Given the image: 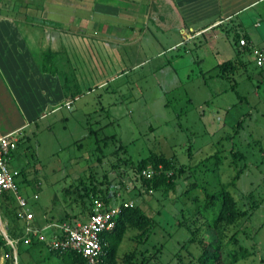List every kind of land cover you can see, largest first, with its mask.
I'll use <instances>...</instances> for the list:
<instances>
[{
    "label": "rangeland",
    "instance_id": "1",
    "mask_svg": "<svg viewBox=\"0 0 264 264\" xmlns=\"http://www.w3.org/2000/svg\"><path fill=\"white\" fill-rule=\"evenodd\" d=\"M158 2L162 11L151 8L148 28L133 42L124 36L107 39L103 24L98 34L68 32L67 52L54 53L45 64L53 69L60 61L59 90L75 98L70 107L47 111L23 128L27 139L11 151L10 167L33 180L18 181V194L43 225L45 240L16 245L8 264H61L49 253L50 229L44 223L52 217L67 221L64 212L73 214L70 223L87 219L89 199L80 202L73 191L66 192L78 181L113 192L103 210L131 201L153 219L145 241L136 242L133 229L124 233L117 256L135 250L132 264H198L200 242L208 238L206 224L218 206L211 195L227 184L239 216L217 228L222 263L264 264V66L256 65L254 55L264 52V1L188 39L174 28L177 22L185 33L199 22H182L169 0ZM0 13L21 11L5 4ZM20 19L16 29L24 31L29 18ZM32 21L33 62L41 67V52L50 44L42 21ZM236 35L250 43L237 45ZM4 49L11 60L9 47ZM226 60L235 62L222 73L216 66ZM32 71L36 67L30 64ZM42 73L40 68L30 93L45 104L58 92L45 85L51 77ZM233 152L242 157L234 159ZM149 155L171 162L173 185L144 189L134 165ZM239 249L250 253L230 262Z\"/></svg>",
    "mask_w": 264,
    "mask_h": 264
},
{
    "label": "crops",
    "instance_id": "2",
    "mask_svg": "<svg viewBox=\"0 0 264 264\" xmlns=\"http://www.w3.org/2000/svg\"><path fill=\"white\" fill-rule=\"evenodd\" d=\"M263 1L169 0L167 3L172 8L175 17L180 18L182 22H199L195 27L188 26V33H185L183 27H180L177 22L174 28L184 36V39H188L199 32L202 34L201 31L205 32L221 25L233 16L252 9ZM5 4H16L18 10L21 11L20 14L0 13V37L3 38L0 39V88H2V90L0 89V136L13 133L15 138L19 134L22 136L23 134L20 132L23 128L29 127L36 118L44 117L47 111L56 110L59 106H65L67 103L70 107L73 102L66 99L59 90L60 83L55 76V72L60 66L59 60L57 68L54 67L53 71H50V67V69L43 70L44 73H42L45 76L50 75L51 79L47 80L45 85L53 93L58 92L57 96L50 103L42 104L38 96L31 95L30 83H36V76L40 77L39 70L41 68L40 65H37L38 61L33 62L34 49L31 46L35 44V42L33 43L35 35L33 33L30 35V28L35 30V24L32 20L42 21L41 32H43L47 46L50 44L49 48L41 52V57L42 53L47 51L61 56L70 47L67 45L66 35L68 32L72 34L77 32H85L90 35L98 34L101 24H103L102 31L107 39L124 36L131 43L133 42L132 37L141 36L148 28L147 22L151 8L158 9L156 10L157 13L162 11V3H159L158 0L156 2L153 0H0V6ZM20 17L29 18V22L24 26V31H17L16 29L17 24H19L18 21H21ZM177 43L174 42L169 47ZM247 43H250L249 39L246 45ZM5 45L9 47V52L12 54L11 60H7L5 57ZM76 48L77 46H74L72 49L76 51ZM41 57L38 58L41 59ZM30 64L34 68L36 67V72L32 71L31 74ZM30 75L33 77L30 78ZM33 91L35 92V90ZM18 100L21 102L20 105L14 103ZM11 168L13 167L11 166ZM33 195L36 196V194ZM29 212L33 217L29 223L32 226H35L33 224H37L39 227L43 226L39 225L37 220V223L33 222L34 213L30 210ZM64 213L67 215V221H62L60 218L55 219V221L68 222L70 219L74 220L71 218L73 214ZM55 221L54 218L48 219L44 224ZM7 222V218L0 215V235L6 243L12 240L7 235ZM23 223L24 220H21L22 229ZM11 248V254L12 252L15 253L16 247L11 246ZM5 256L4 249L0 247V264H5Z\"/></svg>",
    "mask_w": 264,
    "mask_h": 264
},
{
    "label": "trees",
    "instance_id": "3",
    "mask_svg": "<svg viewBox=\"0 0 264 264\" xmlns=\"http://www.w3.org/2000/svg\"><path fill=\"white\" fill-rule=\"evenodd\" d=\"M243 39V44L239 43V40ZM248 38L245 35L235 36V43L239 46H246ZM258 52V51H256ZM262 55L263 60L262 63L258 66H264V52H258ZM54 53L47 51L42 53V70H47V64L50 61ZM234 60H226L222 64L216 66L217 69L222 70L221 72H226L229 68L232 67ZM257 65V64H256ZM52 67V65H51ZM50 71H53L51 69ZM68 100H72L75 97H66ZM35 121V120H34ZM32 121V122H34ZM92 131V128L88 127V133ZM18 135V134H17ZM16 145L19 141L23 139H27L25 135L16 136ZM104 140V138H103ZM233 158L238 159L242 157V154L238 152H233ZM11 157V153H10ZM9 157V159H10ZM151 167L153 169V173L149 178H145L140 175V171L145 167ZM171 162L168 159H165L163 156L158 155H149L146 158L139 159L135 165L134 169L141 184L144 186V189H154L161 185H173L171 181V177H173V173L168 174V171L171 168ZM17 171L15 176V183L17 186L18 193V181L24 183H31L33 180L27 179L26 173L22 171V169L12 168ZM237 173H235L234 178H236ZM83 182L78 181V184L70 190V188L66 189V192L69 193L71 191L74 192L75 197L79 198L82 202L84 197L89 199V205L85 206V212L87 214L92 213L93 205L95 201H100L103 206L107 205V202L112 197L113 192L102 191L101 188H95L94 186L82 185ZM227 184H220L219 189L216 194L211 195L212 198H216L218 201L217 211L213 214L210 223L206 224V232L208 233V238L205 241L200 242V253L196 258V262L198 264H223L221 260V246H220V238L218 236L217 228L222 224H231L236 220L239 216V211L236 206V202L231 195V193L226 189ZM19 195V194H18ZM20 196V195H19ZM250 197V196H247ZM252 199V198H251ZM101 205V209L103 208ZM255 203L252 205L249 204L248 208H252ZM84 207V205H83ZM20 211V206H18L15 195L9 190L0 191V215L6 217L7 222V235L15 240V246L22 243L23 245L32 246L34 243H37L36 239H32L28 244H24L22 242V227L21 220H24L22 217H19L17 214ZM246 213V212H242ZM66 216V214H63ZM33 222L37 223L35 214L33 215ZM33 218V217H32ZM53 219V217L51 218ZM55 221V219H54ZM56 220L55 222H57ZM60 221V220H59ZM59 223V222H57ZM25 224V220L24 223ZM32 225V224H30ZM34 227L39 226L37 224ZM37 225V226H36ZM153 225V219L146 215L140 207L134 205L133 207H128L122 209L119 214L115 217L114 226L111 230H107L100 234L101 236V256L103 255V260L101 264H132L133 262V254L135 250L129 253H123L121 257L117 256V249L122 241L124 233L126 229H133L134 234L132 238L137 242L145 241L150 233V230ZM0 247L4 249L5 252V264L11 259V245L6 243L4 238L0 235ZM49 250V253L55 255L61 264H87L85 259L74 250H63V251H53ZM250 252L246 249H239L238 256L232 255L230 262H235L239 258H245ZM144 260H141L139 264H143Z\"/></svg>",
    "mask_w": 264,
    "mask_h": 264
},
{
    "label": "built area",
    "instance_id": "4",
    "mask_svg": "<svg viewBox=\"0 0 264 264\" xmlns=\"http://www.w3.org/2000/svg\"><path fill=\"white\" fill-rule=\"evenodd\" d=\"M239 43L243 44V39H240ZM254 55L255 63L260 65L263 60L262 55L256 51ZM15 143L16 138L13 133L0 136V191H11L16 197L18 206H20V211L17 215L25 220L21 236L22 242L28 244L32 239L41 242L45 240V236L42 233L43 228L30 225L32 214L26 207L25 199L17 193V186L14 180L17 171L9 165L10 153L15 148ZM152 173L153 169L149 166L140 171V175L145 178H149ZM35 197L33 195V198ZM133 206L134 204L131 201H123L119 206L103 210L101 209V203L95 201L92 213L88 214L84 222L48 223L45 225V228L50 229L47 247L53 251L74 250L85 259L87 264H101L100 233L111 230L114 226L115 217L119 212L124 208ZM15 242V240H9L8 244L14 248Z\"/></svg>",
    "mask_w": 264,
    "mask_h": 264
}]
</instances>
